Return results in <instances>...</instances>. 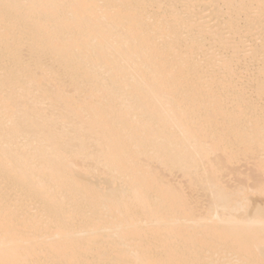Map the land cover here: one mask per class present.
I'll use <instances>...</instances> for the list:
<instances>
[{"label": "bare ground", "instance_id": "1", "mask_svg": "<svg viewBox=\"0 0 264 264\" xmlns=\"http://www.w3.org/2000/svg\"><path fill=\"white\" fill-rule=\"evenodd\" d=\"M0 264H264V0H0Z\"/></svg>", "mask_w": 264, "mask_h": 264}, {"label": "rangeland", "instance_id": "2", "mask_svg": "<svg viewBox=\"0 0 264 264\" xmlns=\"http://www.w3.org/2000/svg\"><path fill=\"white\" fill-rule=\"evenodd\" d=\"M242 75H243V76H242L243 78H242V77H239V78H240L239 81L242 79V80L240 81V84H241L242 82H243V83L246 82L247 79H248V75H247V73H242ZM245 76H246V77H245ZM244 77H245V78H244ZM251 84H253V83L250 82V84L247 85V88H248L247 90H250L249 86L251 87ZM249 94H251V93H249ZM251 96H252V97H256L254 94H253V95L251 94ZM253 100L256 101V100H258V98H257V97H256V98H253ZM244 169H245V168L243 167V170H244Z\"/></svg>", "mask_w": 264, "mask_h": 264}]
</instances>
